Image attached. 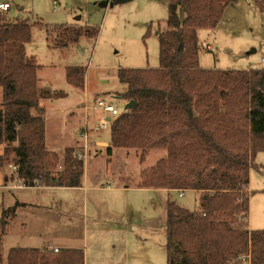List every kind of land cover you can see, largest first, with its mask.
Instances as JSON below:
<instances>
[{
  "label": "trees",
  "instance_id": "16d2710c",
  "mask_svg": "<svg viewBox=\"0 0 264 264\" xmlns=\"http://www.w3.org/2000/svg\"><path fill=\"white\" fill-rule=\"evenodd\" d=\"M165 1L168 17L156 33L159 67L116 72L125 88L117 96L136 106L109 120L106 153L139 149L142 161L148 150H165V158L142 172L135 188L201 194L196 212L166 204V264H264V230L247 224L248 174L255 155L264 152V68L199 67L197 31L216 29L235 0ZM253 3L264 17V0ZM77 31L53 27L58 41L50 47L76 41ZM30 40L31 25L0 12V144L6 145L0 170L10 161L26 188L80 187L84 160L67 148L64 168L57 170L58 156L45 147L44 120L32 114L42 111L39 66L25 51ZM64 74L68 86L83 89L81 68L67 67ZM12 210L1 213V233ZM5 264H84V255L82 250L13 248Z\"/></svg>",
  "mask_w": 264,
  "mask_h": 264
},
{
  "label": "rangeland",
  "instance_id": "374dc122",
  "mask_svg": "<svg viewBox=\"0 0 264 264\" xmlns=\"http://www.w3.org/2000/svg\"><path fill=\"white\" fill-rule=\"evenodd\" d=\"M2 3L10 6L3 13L10 21L20 19L31 25V40L25 51L39 66L37 88L42 111L32 114L44 120L45 147L58 156L60 171L64 168L65 149H73L74 157L77 153L84 154L81 186L89 187L3 189V172L17 180L13 164L5 162L4 171L0 170V211L12 207V194L31 204L27 205L31 210L21 215L24 224L16 230L6 225L3 235L8 238L2 243V255L15 247V240L24 248H46L48 244L65 247V241L60 239L42 245L39 242L40 230L42 235L52 237L50 232L56 228L73 239L74 247H80L85 264H166V204L171 202L196 212L201 209V194L184 191L179 196L176 191L125 189L127 185L136 187L141 173L165 158L166 151L148 150L142 161L139 149L115 148L107 155L108 121L102 131L94 133L88 129L94 128L100 118L94 110L88 115L86 147L77 130L85 104L91 108L97 100L106 99L119 113L125 110L126 101L117 96L125 90L116 78L118 69L159 67L156 33L165 27L166 1L0 0ZM56 26L74 27L80 36L67 45L52 48L50 45L58 41L52 33ZM197 35L201 44L198 54L201 69L264 68V17L256 10L253 0H235L216 29H199ZM203 43L211 50L202 48ZM67 67L83 70L87 96L66 84ZM5 146L0 144V156ZM13 157V154L8 156ZM248 191L247 224L253 231L264 230V152L254 157V166L248 174ZM31 211L40 212L43 218L42 227L33 238L29 234L38 227L30 218Z\"/></svg>",
  "mask_w": 264,
  "mask_h": 264
},
{
  "label": "crops",
  "instance_id": "0c3cea01",
  "mask_svg": "<svg viewBox=\"0 0 264 264\" xmlns=\"http://www.w3.org/2000/svg\"><path fill=\"white\" fill-rule=\"evenodd\" d=\"M227 10H228V8L226 9V11ZM226 11H225V13H226ZM84 89H85V85L83 86V89L82 90H79V93L80 94L82 93V96L84 94L86 95V93H84L85 92ZM111 98H114V97H111ZM103 100H106V99H103ZM84 106H87V105L85 104ZM84 106L82 107V113H81V117H80V120H79L81 122L80 123V126H79L80 128L83 126V123H84V117H85ZM83 114H84V116H82ZM79 127H78L77 130H79ZM95 144H96L97 147H100L99 146L100 143H98V142L95 141ZM2 175L4 176V182H5V184L3 186H1V188H3V189L13 190V191H20V190H23V189H32V188H41L42 189V188H45V187L26 188V187H23L22 186V184L18 181V179L17 180L14 179V178L12 179V177H10V174H8L7 172L6 173L3 172ZM9 181L13 182L12 185H8L7 184ZM14 183H16V184H14ZM81 188L87 189L89 187L82 185ZM56 189H58V188H56ZM125 189H127V190H129V189H137L138 190L139 188L129 187L127 185V186H125ZM140 190L157 191V192H162V193L171 192V191H165V190H152V189H140ZM193 193L199 195V193H197V192H193ZM11 201L14 202V203H13L12 207H9L7 209L13 208V210H12V213L9 216H7V218L4 219V222H5V227H6L7 224H9L10 227H11V230H16L19 225L22 226L24 224L23 223L24 221H22L21 215H24L25 214L24 213L25 211H30L31 210L30 207H27V205H31V204H29L25 199L20 198L19 195H17V194H12ZM7 209H2L0 211V221H1V218H2L1 217L2 211L7 210ZM29 215H30V218L32 220H34L33 222H34L35 226L38 227V228L35 227V228H37V230H34V231H32L31 234H29V237L33 238V237H35L33 234H35V232H37L39 230V228L42 227L41 221L43 222V218L41 216V213L38 212V211H31L29 213ZM56 220L57 219H55V222L58 225V222ZM36 222H38V223L36 224ZM5 227H4V230H5ZM248 228H249V226H248ZM0 233H1V231H0ZM40 233L41 234L38 235V237H39V242H41V245L43 244V242L47 243V242H49L51 240H55V239H60L62 241H65V244H66L65 247H60L59 245H53V244L51 245V244H48L46 246V248H48V249H51L53 251L55 249L56 250H62V249H64V250H81L80 247H74V245H72L73 244V239H71L68 235H66L64 231L57 230L55 228L52 232H50L51 235H52V237H48V236L42 235V231L41 230H40ZM3 234H4V231H3V233H1V236H0V256H1V260H2V263H0V264H5L6 263V257H7L8 251L10 250V249H8L5 255H2V253H1L2 252V243H4L5 240L8 238L7 236H5ZM57 236L59 238H56ZM15 241H16V243L14 245L15 246L14 248L39 249V250L45 248V247H38V248H30L29 247V248H24V247H22L21 242H18L17 240H15ZM11 249H13V248H11ZM83 255H84V253H83ZM84 264H85V256H84Z\"/></svg>",
  "mask_w": 264,
  "mask_h": 264
},
{
  "label": "built area",
  "instance_id": "2783aa9c",
  "mask_svg": "<svg viewBox=\"0 0 264 264\" xmlns=\"http://www.w3.org/2000/svg\"><path fill=\"white\" fill-rule=\"evenodd\" d=\"M10 6L8 3H2L0 4V12L1 13H5L9 10ZM202 48H204L205 50L209 51L211 50V48L209 47V45L207 44H202ZM96 111L99 113V120L98 122L96 123V125L93 127H88L89 131H93L94 133L95 132H98V131H102V129H105V121H108L109 122V118H114L116 117L119 112L117 110V108H115L110 102H107L103 99H100V100H97L94 104L93 107L89 108V106H84V113H85V117H84V123H83V126L79 129V132H78V136L79 138L82 140V142L84 143V147L87 146V140H88V133H87V129H86V126H88V120H89V113L92 112V111ZM104 115H109L106 117V119L104 120L103 117ZM101 120V121H100ZM76 157L78 159H82L84 160L85 156L84 154H80V153H77L76 154ZM13 170H15L14 167H12ZM182 193L179 194V196H181ZM56 251V249L54 250Z\"/></svg>",
  "mask_w": 264,
  "mask_h": 264
},
{
  "label": "water",
  "instance_id": "95a60500",
  "mask_svg": "<svg viewBox=\"0 0 264 264\" xmlns=\"http://www.w3.org/2000/svg\"><path fill=\"white\" fill-rule=\"evenodd\" d=\"M119 2H128V1H131V0H118ZM136 106V103L134 101H130V102H127L125 104V110H131L133 109L134 107Z\"/></svg>",
  "mask_w": 264,
  "mask_h": 264
}]
</instances>
